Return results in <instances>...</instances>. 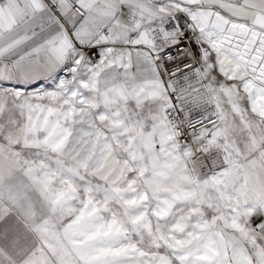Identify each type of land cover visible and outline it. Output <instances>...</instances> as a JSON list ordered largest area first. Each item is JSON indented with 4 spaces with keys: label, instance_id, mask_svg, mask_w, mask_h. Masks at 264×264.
Listing matches in <instances>:
<instances>
[{
    "label": "snow or ice",
    "instance_id": "obj_1",
    "mask_svg": "<svg viewBox=\"0 0 264 264\" xmlns=\"http://www.w3.org/2000/svg\"><path fill=\"white\" fill-rule=\"evenodd\" d=\"M0 264H264V0H0Z\"/></svg>",
    "mask_w": 264,
    "mask_h": 264
}]
</instances>
